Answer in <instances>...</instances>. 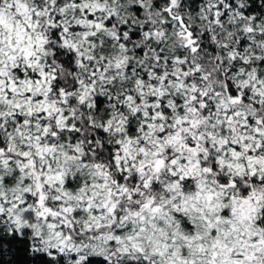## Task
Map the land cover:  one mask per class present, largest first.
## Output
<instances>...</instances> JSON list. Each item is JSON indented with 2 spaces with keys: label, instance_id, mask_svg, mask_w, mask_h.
Returning a JSON list of instances; mask_svg holds the SVG:
<instances>
[{
  "label": "snow or ice",
  "instance_id": "snow-or-ice-1",
  "mask_svg": "<svg viewBox=\"0 0 264 264\" xmlns=\"http://www.w3.org/2000/svg\"><path fill=\"white\" fill-rule=\"evenodd\" d=\"M0 264H264V0H0Z\"/></svg>",
  "mask_w": 264,
  "mask_h": 264
}]
</instances>
